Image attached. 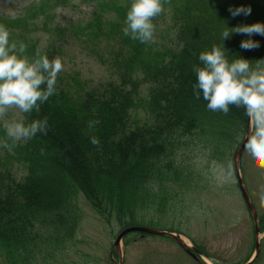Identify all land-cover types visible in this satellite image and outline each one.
<instances>
[{
  "label": "trees",
  "instance_id": "obj_1",
  "mask_svg": "<svg viewBox=\"0 0 264 264\" xmlns=\"http://www.w3.org/2000/svg\"><path fill=\"white\" fill-rule=\"evenodd\" d=\"M59 1L38 0L32 10L44 16ZM89 1L97 11L85 30L109 38L118 50L112 57L115 78L92 85L79 74L58 75L56 94L39 113L26 115L27 122L47 117L48 131L13 148L21 177L0 161V253L9 264H52L76 238L83 218L79 194L119 230L154 223L169 202L180 201L176 186H211L208 164H231L246 133L243 108L231 107L224 115L208 110L202 95L194 97L192 68L200 64V52L223 43L226 27L264 23V0H163L164 12L153 23L169 17L175 34L174 43L163 47L124 35L131 0ZM241 6L251 14L233 17L228 11ZM27 20L0 23L10 33L16 27L25 32ZM11 35L10 41L27 45L30 57L39 49L51 60L60 50L53 40L42 50L24 34ZM249 38L260 47L241 49ZM224 47L230 60L264 59V36L232 34ZM93 120L99 123L89 129ZM92 136L99 147L90 143Z\"/></svg>",
  "mask_w": 264,
  "mask_h": 264
},
{
  "label": "rangeland",
  "instance_id": "obj_2",
  "mask_svg": "<svg viewBox=\"0 0 264 264\" xmlns=\"http://www.w3.org/2000/svg\"><path fill=\"white\" fill-rule=\"evenodd\" d=\"M37 1L0 0V20L9 22L27 17L25 32L16 27L11 33L24 34L28 41L36 43L42 50L53 40L60 49L53 58L59 56L63 64V70L58 75L79 74L92 85L114 80L112 57L118 50H113L109 38L100 36L97 39L85 30L97 11L96 3L60 0L57 4L51 3L47 8L50 10L43 16L32 10ZM0 24L10 28L5 23ZM155 26V46L174 43L175 34L169 17L162 18ZM143 91L147 93L145 87ZM12 117L19 118V111L12 110L9 118ZM4 136L3 123L0 122V139ZM11 152L13 150L0 147V161L14 167L16 175L21 177L23 170L14 164ZM208 166L212 186L195 191L176 189L180 201L175 206L170 205L165 214L155 215V222L148 226L157 230L178 228L190 245L203 252L208 264H243L255 253L256 238L254 222L239 191L233 163H210ZM241 176L259 213L264 214V168L254 166L251 158L244 153ZM78 203L83 219L76 238L57 252L52 264H114L111 250L117 235L116 224L109 225L82 196L78 197ZM260 237L261 252L255 264H264V234ZM122 250L124 264H197L173 240L162 237L130 236L123 243ZM116 253L114 259L119 262ZM0 264H8L1 253Z\"/></svg>",
  "mask_w": 264,
  "mask_h": 264
},
{
  "label": "clouds",
  "instance_id": "obj_3",
  "mask_svg": "<svg viewBox=\"0 0 264 264\" xmlns=\"http://www.w3.org/2000/svg\"><path fill=\"white\" fill-rule=\"evenodd\" d=\"M228 11L236 17L247 16L252 9L241 6ZM163 12V0H131L123 22L124 35L143 44L153 41L156 28L153 21ZM232 34L264 36V23L226 27L221 34L223 43L200 52V64L192 68L196 78L193 95L196 99L202 95L207 109L213 112L227 115L231 107L244 109L248 117L245 153L254 166L264 168V59L250 61L238 56L230 60L224 41ZM10 36L9 29L0 24V122L5 132L0 147L12 151L21 141L30 140L38 133L47 134V117L27 122L26 115L39 113L41 105L56 94L63 64L59 56L50 60L39 49L34 56H28L27 45L10 41ZM240 47L253 50L260 44L249 38L242 40ZM14 109L19 111V118H9ZM98 123V120L89 121L88 128ZM90 143L99 147L100 140L92 136Z\"/></svg>",
  "mask_w": 264,
  "mask_h": 264
},
{
  "label": "water",
  "instance_id": "obj_4",
  "mask_svg": "<svg viewBox=\"0 0 264 264\" xmlns=\"http://www.w3.org/2000/svg\"><path fill=\"white\" fill-rule=\"evenodd\" d=\"M247 137H248V130H247ZM247 137H246L245 141L243 142V144L241 145V147L239 148V150L235 154V157H234V166H235V169L237 171V175H238V178H239V183H240V186H241V190H242L243 195H244V199H245V201H246V203L248 205V208L251 211L252 216L254 218L255 226H256V234H257V237H258L259 236L258 214H257L256 208H255L254 204L252 203V201H251V199H250V197H249L246 189L244 188L243 180L240 177V163H241V159H242L243 152L245 150V144L247 142ZM130 232H144V233H148V234H152V235H165V236H169V237L173 238L174 240H176L182 247H184L185 249H187V251L190 253L189 249L186 247V245L183 243V241H181L180 239H178V237H176L175 235H173L171 233H167V232H159V231H155V230H152V229L140 228V227H133V228L126 229L117 238V240H116V246L117 247L120 246V243H121L123 237H125V235H127ZM259 249H260V244H259V241H258L257 242V254H256V257H257V255L259 253ZM253 261L249 262L248 264H252ZM121 264H122V260H121Z\"/></svg>",
  "mask_w": 264,
  "mask_h": 264
}]
</instances>
